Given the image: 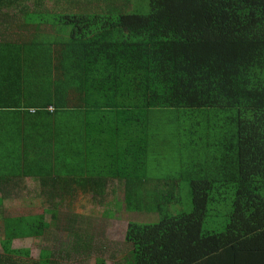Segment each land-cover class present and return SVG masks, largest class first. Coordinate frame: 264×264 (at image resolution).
<instances>
[{"label": "trees", "instance_id": "trees-1", "mask_svg": "<svg viewBox=\"0 0 264 264\" xmlns=\"http://www.w3.org/2000/svg\"><path fill=\"white\" fill-rule=\"evenodd\" d=\"M64 1L43 11L49 0H0V107L12 111L5 95L29 78L32 116L54 122L56 165H70L58 141L74 130L85 136L80 152H95L108 174L93 166L91 185L75 193L104 200L109 179H120L128 210L158 214L155 224L130 222L129 264H199L223 254L227 262H264V0H148V12L124 7L108 14L77 11L79 1ZM174 114L180 121L170 127L164 119ZM167 131L192 147L203 132L225 139L227 152L211 166L203 169L193 158L174 176L189 182V212H172L173 184L168 192L145 185L155 137ZM9 156L0 157L4 189L16 186L11 164L19 159ZM59 190H48V199L60 202L34 196L21 205L5 203L11 193L3 194L0 264H58L50 249L35 260L32 249L14 244L46 242L48 216L53 226L84 202ZM22 205L25 216L17 209ZM213 214L227 220L225 229L208 230Z\"/></svg>", "mask_w": 264, "mask_h": 264}, {"label": "rangeland", "instance_id": "rangeland-1", "mask_svg": "<svg viewBox=\"0 0 264 264\" xmlns=\"http://www.w3.org/2000/svg\"><path fill=\"white\" fill-rule=\"evenodd\" d=\"M75 4L77 11L86 10L88 12L111 13L121 8L128 7L129 12H148V0H77ZM61 0H49L45 6L40 8L43 11L53 10L61 4ZM71 3V2H70ZM69 3V5H70ZM44 5V4H43ZM110 5V6H109ZM121 14V13H118ZM15 15V14H12ZM171 116L164 119V122L172 127L175 122L178 124L177 117ZM219 116L214 120L218 121ZM174 117V118H173ZM206 120V119H204ZM187 121V120H186ZM207 121V120H206ZM203 124L206 127L207 122ZM213 121V122H214ZM207 132H203L202 140L196 141L195 147L187 146V141L181 140L182 137H176L174 132L167 131L164 135L155 137V146L149 154V172L148 177L152 178L146 181L145 185L153 186L162 191H171L175 189L176 205L171 206L172 212H189L192 210V195L190 192L188 180H175L176 173L185 164H190L193 158L203 161L201 168L205 169L217 157H223L227 152L222 142L224 136L211 139L204 137ZM192 157V158H191ZM195 163V162H194ZM200 165V164H198ZM197 165L195 164V168ZM172 177L171 181L166 178ZM167 184H173L172 189ZM161 188H160V187ZM152 187H148L151 189ZM143 190V188H141ZM123 188L116 186L110 196V203L102 205L96 202H82L76 204L74 209L67 211L64 216H60V221L51 226L50 215L47 218L49 227V236L46 242L41 240H31L27 242V248L31 246L33 259L39 260L44 249H50L54 254L55 262L58 264H97L99 258H106L107 264H129L131 258V246L125 243V237L130 222H139V224H155L159 216L157 213L142 208V211L132 212L127 209L126 197L122 192ZM165 191V192H166ZM122 192V193H121ZM156 196V195H155ZM141 198H137L136 203ZM147 200H142V206H145ZM139 205V204H138ZM92 221V226L86 224L85 219ZM221 215H212L206 222L208 230L220 231L226 228L227 220ZM83 218V219H82ZM224 224V226H223ZM58 226L59 234H55V227ZM19 248H22L19 246Z\"/></svg>", "mask_w": 264, "mask_h": 264}, {"label": "crops", "instance_id": "crops-1", "mask_svg": "<svg viewBox=\"0 0 264 264\" xmlns=\"http://www.w3.org/2000/svg\"><path fill=\"white\" fill-rule=\"evenodd\" d=\"M30 79L24 78L23 82L12 86L11 90L7 92L5 97H8L12 110H8L0 107V157L10 155L9 161L19 159V162L15 165L11 164V169L16 174L15 187L3 188L4 185H0V199L3 194L11 193L10 199L4 201L9 204H23L31 202L30 197H38V200L44 198L45 202H60V199L51 198L48 199V190L53 188L60 189L59 193L74 195L75 202L84 200V202H96V203H110V196L116 186L123 188L125 194L123 182L112 178L108 182V194L106 199L97 198L96 193L85 195L81 197L79 193H75L76 188H80L83 184L91 185V169L93 166H97L106 175V170L101 166V163L96 157V153H93L91 157L88 152H80V146L82 139L79 133L74 135V130H71V137L61 136L58 143L63 148V154H61L62 160H66L67 164L56 165L54 161L53 149L56 144L54 122L51 123L46 114L38 116H32L37 110L31 109L33 102V94L29 90ZM4 97V93L0 92V100ZM2 102V101H1ZM20 107V109H18ZM33 119L36 121L34 124ZM52 124V125H51ZM74 125V124H72ZM7 129V131L5 130ZM63 132V130H62ZM10 140V142H7ZM70 149H65V146H69ZM13 159V160H12ZM52 162L49 167V163ZM0 170L7 172L3 163H0ZM2 177L4 175H1ZM98 174L95 179L97 181L100 178ZM102 183V179L98 182ZM22 186V188H18ZM47 186V187H46ZM18 188V189H17ZM45 188V191L44 189ZM121 192V193H122ZM95 195V196H94ZM126 197V194H125ZM82 198V199H81ZM37 200V202H38ZM11 201H14L11 203ZM26 201V202H25ZM27 205L19 206L18 211L26 213ZM3 213L4 209L2 208ZM2 215L0 213V219ZM11 217V215H10ZM12 218V217H11ZM128 227V226H127ZM59 228L56 229L55 234H59ZM31 240L16 241L14 249L29 250L31 246L27 248L26 243ZM21 246L22 248H19ZM4 251L0 242V255H3ZM226 255L215 257L213 260H206L199 264H264V262H227Z\"/></svg>", "mask_w": 264, "mask_h": 264}, {"label": "built area", "instance_id": "built-area-1", "mask_svg": "<svg viewBox=\"0 0 264 264\" xmlns=\"http://www.w3.org/2000/svg\"><path fill=\"white\" fill-rule=\"evenodd\" d=\"M51 110L53 111V108H51Z\"/></svg>", "mask_w": 264, "mask_h": 264}]
</instances>
